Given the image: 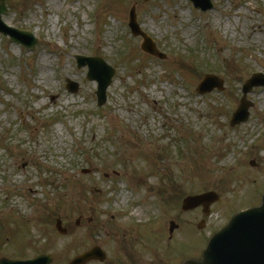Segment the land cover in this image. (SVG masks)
Masks as SVG:
<instances>
[{"label": "rangeland", "instance_id": "374dc122", "mask_svg": "<svg viewBox=\"0 0 264 264\" xmlns=\"http://www.w3.org/2000/svg\"><path fill=\"white\" fill-rule=\"evenodd\" d=\"M212 3L201 11L189 0H6L4 23L38 42L30 50L0 34V258L49 253L68 264L98 246L104 262L86 264H180L260 203L264 86L247 93V121H229L242 84L264 74V0ZM132 6L164 60L131 35ZM253 26L262 31L251 37ZM76 55L115 70L104 105ZM207 74L222 91L196 92ZM206 191L219 195L209 216L181 211L182 195ZM169 221L178 224L171 237Z\"/></svg>", "mask_w": 264, "mask_h": 264}, {"label": "water", "instance_id": "95a60500", "mask_svg": "<svg viewBox=\"0 0 264 264\" xmlns=\"http://www.w3.org/2000/svg\"><path fill=\"white\" fill-rule=\"evenodd\" d=\"M195 9L202 11L213 8L211 0H190ZM7 11L5 0H0V33L9 36L10 42L22 44L32 49L37 40L28 32L19 31L7 26L2 20L1 15ZM129 28L134 37L141 36L143 42L141 49L146 53L163 59L165 55L161 54L155 43L141 31L136 21L134 7L129 14ZM77 66L88 67L87 78L97 82V104L102 106L106 101V90L109 86L114 70L98 57L76 56ZM222 81L214 75H206L198 84L196 91L204 94L217 88L223 89ZM264 86V75L254 74L248 79L242 87V98L239 101L237 109L233 112L230 126H235L247 120L251 102L246 100V94L253 87ZM67 89L70 92H76L77 85L67 81ZM218 195L214 192H205L199 195L187 196L183 199L181 208L184 211L192 210L202 206L203 213L209 214V206L217 201ZM201 225H199L200 227ZM55 227L61 234L66 233V228L62 226L60 219L56 220ZM175 227L171 223L170 232ZM92 259L103 260L104 253L98 247L73 258L69 264H85ZM52 257L50 255H38L29 260H8L0 259V264H50ZM182 264H264V192L261 197V204L258 207L250 208L239 212L229 221V223L219 232L214 234L203 251L200 261L188 260Z\"/></svg>", "mask_w": 264, "mask_h": 264}, {"label": "bare ground", "instance_id": "6f19581e", "mask_svg": "<svg viewBox=\"0 0 264 264\" xmlns=\"http://www.w3.org/2000/svg\"><path fill=\"white\" fill-rule=\"evenodd\" d=\"M251 21H252V19H251ZM261 32L262 30H260L259 28H257V27H252V31H251V34H250V36L252 37L253 36V34L255 33V32ZM44 63V62H43ZM45 68H42V70H44Z\"/></svg>", "mask_w": 264, "mask_h": 264}, {"label": "flooded vegetation", "instance_id": "af4514ba", "mask_svg": "<svg viewBox=\"0 0 264 264\" xmlns=\"http://www.w3.org/2000/svg\"><path fill=\"white\" fill-rule=\"evenodd\" d=\"M79 221V219L76 221V223ZM126 255H127V257H131V255H130V252L128 251L127 253H126ZM136 260V259H135ZM122 262V261H121ZM123 263V262H122ZM107 264H116L114 261H111L110 263H107ZM124 264V263H123ZM135 264H136V262H135ZM150 264H154V263H150Z\"/></svg>", "mask_w": 264, "mask_h": 264}]
</instances>
